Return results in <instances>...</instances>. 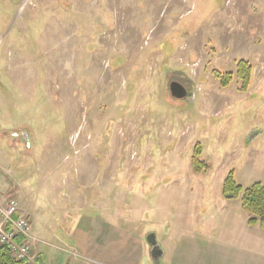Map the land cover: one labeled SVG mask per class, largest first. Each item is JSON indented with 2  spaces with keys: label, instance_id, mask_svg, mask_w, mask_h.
<instances>
[{
  "label": "rangeland",
  "instance_id": "1",
  "mask_svg": "<svg viewBox=\"0 0 264 264\" xmlns=\"http://www.w3.org/2000/svg\"><path fill=\"white\" fill-rule=\"evenodd\" d=\"M230 171L264 183V0H0V203L39 264H156L151 234L159 264H264Z\"/></svg>",
  "mask_w": 264,
  "mask_h": 264
},
{
  "label": "trees",
  "instance_id": "2",
  "mask_svg": "<svg viewBox=\"0 0 264 264\" xmlns=\"http://www.w3.org/2000/svg\"><path fill=\"white\" fill-rule=\"evenodd\" d=\"M252 66L247 60H240L237 64L236 76L240 80V90L247 91L252 79ZM216 77L220 80L222 86H228L233 80L231 72L223 74L215 70ZM202 146L198 144L195 147L192 157V164L196 171L206 170L208 164L200 159ZM223 194L227 198L241 197L242 207L248 214L247 223L250 226H259L264 230V183L255 182L250 187L244 189L235 178L234 172L230 171L223 182ZM0 264H27L24 261L16 259L7 245L0 244Z\"/></svg>",
  "mask_w": 264,
  "mask_h": 264
},
{
  "label": "built area",
  "instance_id": "3",
  "mask_svg": "<svg viewBox=\"0 0 264 264\" xmlns=\"http://www.w3.org/2000/svg\"><path fill=\"white\" fill-rule=\"evenodd\" d=\"M18 211L17 201L9 197L6 203H0V244L7 245L12 255L27 264H39L32 254L29 242L30 224L21 216H14Z\"/></svg>",
  "mask_w": 264,
  "mask_h": 264
},
{
  "label": "water",
  "instance_id": "4",
  "mask_svg": "<svg viewBox=\"0 0 264 264\" xmlns=\"http://www.w3.org/2000/svg\"><path fill=\"white\" fill-rule=\"evenodd\" d=\"M170 93L174 98L177 99H191V96L188 95L187 88L178 81H172L169 85ZM27 137V134H24ZM148 242L152 245L151 255L156 264L160 263V259L164 254L163 249L156 239L155 234H151L148 236Z\"/></svg>",
  "mask_w": 264,
  "mask_h": 264
},
{
  "label": "crops",
  "instance_id": "5",
  "mask_svg": "<svg viewBox=\"0 0 264 264\" xmlns=\"http://www.w3.org/2000/svg\"><path fill=\"white\" fill-rule=\"evenodd\" d=\"M248 225V223H247ZM248 231H249V236L247 237V242L249 243L250 240L254 239L255 242H261L264 240V230L260 228L258 225L257 226H250L248 225ZM256 227H259L260 229L258 230ZM254 231V233L252 232Z\"/></svg>",
  "mask_w": 264,
  "mask_h": 264
},
{
  "label": "flooded vegetation",
  "instance_id": "6",
  "mask_svg": "<svg viewBox=\"0 0 264 264\" xmlns=\"http://www.w3.org/2000/svg\"><path fill=\"white\" fill-rule=\"evenodd\" d=\"M150 245H151V244H150ZM150 248H151L150 252H152V245H151V247H150Z\"/></svg>",
  "mask_w": 264,
  "mask_h": 264
}]
</instances>
